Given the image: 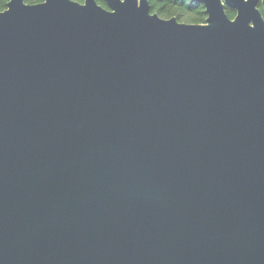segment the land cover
Masks as SVG:
<instances>
[{
    "label": "water",
    "instance_id": "1",
    "mask_svg": "<svg viewBox=\"0 0 264 264\" xmlns=\"http://www.w3.org/2000/svg\"><path fill=\"white\" fill-rule=\"evenodd\" d=\"M104 1L0 11V264H264V0Z\"/></svg>",
    "mask_w": 264,
    "mask_h": 264
},
{
    "label": "trees",
    "instance_id": "2",
    "mask_svg": "<svg viewBox=\"0 0 264 264\" xmlns=\"http://www.w3.org/2000/svg\"><path fill=\"white\" fill-rule=\"evenodd\" d=\"M9 0H0V11L6 8ZM43 0H25L28 4L39 3ZM83 2L84 0H75ZM103 7H106L104 0H96ZM151 13H156L159 17L168 19L175 17L177 21L184 23H204L206 18L205 8L201 2L196 0H148ZM261 8V4H258ZM225 11L230 18L235 16V10L226 6Z\"/></svg>",
    "mask_w": 264,
    "mask_h": 264
}]
</instances>
